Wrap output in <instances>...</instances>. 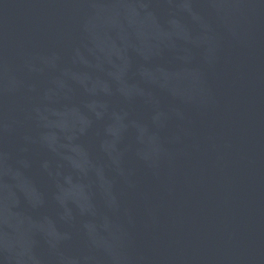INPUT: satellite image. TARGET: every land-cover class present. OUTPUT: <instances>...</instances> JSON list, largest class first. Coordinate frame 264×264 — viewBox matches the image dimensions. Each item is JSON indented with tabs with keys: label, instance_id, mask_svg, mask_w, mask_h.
Returning <instances> with one entry per match:
<instances>
[{
	"label": "water",
	"instance_id": "water-1",
	"mask_svg": "<svg viewBox=\"0 0 264 264\" xmlns=\"http://www.w3.org/2000/svg\"><path fill=\"white\" fill-rule=\"evenodd\" d=\"M0 264H264V0H0Z\"/></svg>",
	"mask_w": 264,
	"mask_h": 264
}]
</instances>
